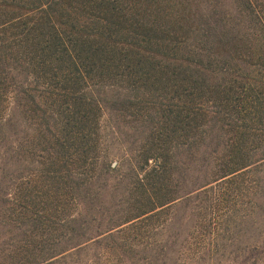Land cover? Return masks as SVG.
<instances>
[{"label": "trees", "instance_id": "obj_1", "mask_svg": "<svg viewBox=\"0 0 264 264\" xmlns=\"http://www.w3.org/2000/svg\"><path fill=\"white\" fill-rule=\"evenodd\" d=\"M0 264H264V0H0Z\"/></svg>", "mask_w": 264, "mask_h": 264}, {"label": "water", "instance_id": "obj_2", "mask_svg": "<svg viewBox=\"0 0 264 264\" xmlns=\"http://www.w3.org/2000/svg\"><path fill=\"white\" fill-rule=\"evenodd\" d=\"M112 165H115V162H113V164Z\"/></svg>", "mask_w": 264, "mask_h": 264}]
</instances>
